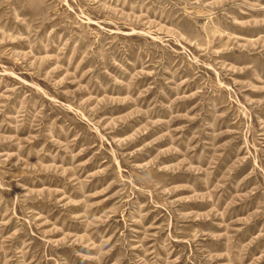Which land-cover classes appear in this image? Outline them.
Returning <instances> with one entry per match:
<instances>
[{
    "label": "rangeland",
    "instance_id": "374dc122",
    "mask_svg": "<svg viewBox=\"0 0 264 264\" xmlns=\"http://www.w3.org/2000/svg\"><path fill=\"white\" fill-rule=\"evenodd\" d=\"M0 264H264V0H0Z\"/></svg>",
    "mask_w": 264,
    "mask_h": 264
}]
</instances>
